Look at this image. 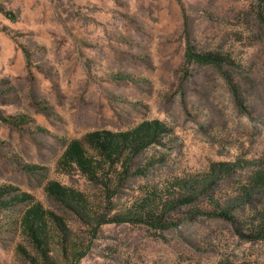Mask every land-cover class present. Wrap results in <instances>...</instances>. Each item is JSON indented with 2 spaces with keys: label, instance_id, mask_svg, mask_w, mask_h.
I'll list each match as a JSON object with an SVG mask.
<instances>
[{
  "label": "rangeland",
  "instance_id": "obj_1",
  "mask_svg": "<svg viewBox=\"0 0 264 264\" xmlns=\"http://www.w3.org/2000/svg\"><path fill=\"white\" fill-rule=\"evenodd\" d=\"M189 40L226 62L187 63ZM0 113L25 117L0 118V186L62 216L89 247L79 264H264V239H250L253 210L264 208V190L252 202L244 193L251 168L210 174L214 162L264 157V0H0ZM149 120L171 132L137 158V166L154 160L147 175L127 180L111 200L81 172L58 170L70 140ZM179 179L195 201L169 211L174 224L163 230H96V220L86 223L45 190L58 181L111 217L146 189ZM27 206L0 210V264H32L18 252L22 245L35 254L21 227ZM223 210L233 218L219 216ZM53 253L71 264L60 245Z\"/></svg>",
  "mask_w": 264,
  "mask_h": 264
},
{
  "label": "trees",
  "instance_id": "obj_2",
  "mask_svg": "<svg viewBox=\"0 0 264 264\" xmlns=\"http://www.w3.org/2000/svg\"><path fill=\"white\" fill-rule=\"evenodd\" d=\"M1 10L12 20H16L13 12L4 7ZM186 62L222 67L226 58L218 52L198 51L189 40ZM0 118L17 124L25 119L24 116L4 117L1 113ZM169 132L170 128L160 120L144 121L126 131H93L85 136L86 144L78 138L69 141L57 162V168L66 174L81 172L92 183L104 187L108 199L111 200L127 180L134 176L147 175L154 160L151 159L147 166H137V158L153 145L163 143L162 138ZM244 167L251 168L249 184L245 186L244 193L249 198L248 202H252L254 191L264 190V157L249 161L240 159L235 162H214L210 166V174L216 179L225 178ZM185 183L186 180L179 179L175 183H168L161 191L156 187L146 189L128 211L111 217H99L92 201L84 192L64 186L58 181L48 182L45 190L52 199L76 212L86 223L93 224V220H96V230L110 223H143L163 230L174 224L165 219L169 211L195 201L194 193L184 191ZM24 203H28V206L21 219L22 232L31 243L35 254L22 245L18 246V252L32 264H59L53 253L54 245L58 244L71 264H79L87 255L89 247L73 239V233L62 216L46 208L29 193L22 192L12 185L0 186V210ZM253 212L258 228L254 229L250 239H264V208L254 209ZM218 215L233 218L225 210ZM218 264L236 263L221 261Z\"/></svg>",
  "mask_w": 264,
  "mask_h": 264
}]
</instances>
